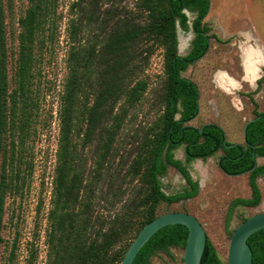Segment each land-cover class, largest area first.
Wrapping results in <instances>:
<instances>
[{"label": "rangeland", "instance_id": "rangeland-1", "mask_svg": "<svg viewBox=\"0 0 264 264\" xmlns=\"http://www.w3.org/2000/svg\"><path fill=\"white\" fill-rule=\"evenodd\" d=\"M29 6L28 0H2L4 61L12 99L9 102L10 133L1 156L10 188L1 232L0 264H46L48 260L47 233L58 165L62 97L69 76L68 55L73 46L70 35L74 26L79 29L82 44H95L98 55L93 68L97 79L106 66L117 61L124 88L133 87L140 80L148 85L140 103L131 107L126 97L121 96L115 106V114L122 107L128 113L99 185L97 210L100 213L106 215L110 211V216L114 217L133 203L132 223L143 218L147 208H140V201L149 191L142 180L145 165L137 176L132 175L133 166L141 151L144 153L145 143L161 131L165 111L168 82L165 46L153 38L142 39L121 48L113 59L102 58L107 34L126 25L130 29L148 23L142 0H48L47 15L34 50L32 76L26 91L28 101L25 105L23 100H17L14 106V98L19 97L16 71L22 31L20 21ZM186 14L191 21L195 17L189 11ZM205 22L210 28V48L203 58L181 74L199 88L201 110L192 124L200 127L209 122L219 124L220 121L227 131L228 141L243 143L244 125L255 117V104L257 111L264 113V55L258 62L261 74L254 84L246 78L244 68L245 57L252 48H261L264 54V0H211V10ZM191 32L181 29L178 35L177 50L181 56L191 50L194 38ZM219 71L226 72L237 82L231 92L217 83ZM81 97L85 99V95ZM95 97V94L90 96V106ZM74 127L79 128V134L73 132L72 141L80 159L90 169L97 157L101 128L96 130L91 143L84 146L87 123L84 120L78 122L76 118ZM222 154L219 151L206 161L192 162L189 168L193 179L199 183L198 195L173 204L161 201L154 216L171 212L195 216L205 228L219 260L227 264L234 230L247 218L264 212V176L258 179L262 193L260 204L257 207L236 206L227 227L226 217L231 203L238 198H250L251 189L248 173L229 176L218 167L217 160ZM175 157L184 160V146L175 150ZM258 163L264 164V158L258 159ZM160 182L167 195L188 188L185 179L172 167ZM115 195L117 199H113ZM111 200L115 201L114 207L110 206ZM133 237L134 232H129L112 252L124 251ZM184 250L185 247L172 246L157 251L149 264H184Z\"/></svg>", "mask_w": 264, "mask_h": 264}, {"label": "trees", "instance_id": "trees-1", "mask_svg": "<svg viewBox=\"0 0 264 264\" xmlns=\"http://www.w3.org/2000/svg\"><path fill=\"white\" fill-rule=\"evenodd\" d=\"M29 9L20 21L22 31L19 37V61L16 71L19 97L26 105L34 63V50L37 36L47 15L48 0H28ZM142 7L148 13V23L139 28L115 29L106 35L102 58H115L117 51L142 39L153 38L165 46L168 82L165 96V111L162 116V129L145 143L144 153L135 160L133 176H137L144 167L143 183L148 185V194L140 201V208H147L143 218L132 223L134 212L132 204L127 205L122 214L110 216L97 210L99 204V185L104 179L112 154L116 136L128 113L126 108L114 113L121 96L126 97L129 106L140 103L147 90V82L138 81L133 87L121 84L120 68L117 61L109 64L99 73H95L97 63L95 44H82L79 29L74 26L70 35L73 46L68 55L69 76L62 97L61 133L59 140L58 165L54 182L53 208L49 215L47 233L48 260L46 264H121L123 258L137 237L140 230L153 219L159 202L173 204L194 198L199 193V183L194 181L189 165L201 159L216 156L219 151L218 166L230 175L249 173L251 197L235 199L228 210V227L234 208L238 205L257 207L262 198L257 179L264 175V164L259 165L257 158H264V113L257 111L256 118L247 126V142L234 144L226 141L225 131L217 124L202 126L203 133L197 127L189 125L199 114V88L189 78L182 77L190 66L203 58L209 48L210 28L205 22L211 10V0H142ZM195 14L191 21L186 12ZM191 21V22H190ZM178 27L184 32L193 30L194 38L191 50L186 56L178 54ZM3 10L0 0V245L6 199L10 188L6 170L2 169L1 156L5 150V140L9 129V79L5 67L3 51ZM101 58V60H102ZM122 66L121 69H124ZM264 78V77H263ZM97 79V82H96ZM85 99H81V95ZM95 94V101L89 105L90 96ZM83 100V101H82ZM179 104V107H177ZM79 113L76 115V113ZM176 115L178 116L176 118ZM84 120L87 131L84 146H88L98 128H101V140L97 147V157L90 169L80 159L77 146L72 141L74 120ZM184 146L185 162L175 157V150ZM169 167L177 170L186 180L188 188L184 191L167 195L160 178L167 174ZM117 199V195L113 199ZM114 207L115 201H110ZM134 232L124 251L112 252L129 232ZM188 230L181 225L168 226L157 232L139 251L133 264H149L150 258L157 251L168 250L172 246L185 247ZM248 243L253 253V264H264V229L250 237ZM201 264H223L210 240H207Z\"/></svg>", "mask_w": 264, "mask_h": 264}, {"label": "water", "instance_id": "water-1", "mask_svg": "<svg viewBox=\"0 0 264 264\" xmlns=\"http://www.w3.org/2000/svg\"><path fill=\"white\" fill-rule=\"evenodd\" d=\"M180 34L181 29H178V35ZM191 34H193V32H191ZM256 118L260 117L251 119L244 126V143L247 142V126ZM199 133H203V127L199 129ZM233 145L234 144L228 147H233ZM247 173H250V171H246L242 174ZM173 225H181L188 230L183 258L184 264H201L208 237L200 221L195 216L185 212L165 213L146 224L133 240L121 264H133L139 251L157 232ZM263 229L264 212L249 217L242 222L231 236L227 264H253V253L248 240L252 235Z\"/></svg>", "mask_w": 264, "mask_h": 264}, {"label": "bare ground", "instance_id": "bare-ground-1", "mask_svg": "<svg viewBox=\"0 0 264 264\" xmlns=\"http://www.w3.org/2000/svg\"><path fill=\"white\" fill-rule=\"evenodd\" d=\"M262 58V52L259 48H252L248 55L245 57V64L247 70L252 78H256L258 75L257 62ZM216 80L220 86L226 88L236 85L229 75L224 71H219L216 75Z\"/></svg>", "mask_w": 264, "mask_h": 264}, {"label": "crops", "instance_id": "crops-1", "mask_svg": "<svg viewBox=\"0 0 264 264\" xmlns=\"http://www.w3.org/2000/svg\"><path fill=\"white\" fill-rule=\"evenodd\" d=\"M260 50H261V52H262V57H263V51H262V49L261 48H259ZM259 62V61H258ZM258 62H257V70H258V75H257V77L256 78H252V76L249 74V71L247 70V66H246V64H245V74H246V78L252 83V84H254V82L256 81V80H258V78L260 77V74H261V71H260V66L258 65ZM230 77V76H229ZM233 81H234V83L236 84V85H234V86H230V87H228V88H226V87H222L225 91H227V92H231V90L232 89H234V88H236L237 87V82L232 78V77H230ZM217 81V80H216ZM218 83V82H217ZM199 101H200V97H199ZM200 110H201V108H200V104H199V114H200ZM199 114H198V116H199ZM198 116L195 118L196 120H197V118H198ZM255 118V117H254ZM192 120L190 123H189V125H191V126H194V127H197V128H201L202 126H204V125H207V124H217V125H219L224 131H225V126L219 121V124L218 123H213V122H209V123H205V124H203V125H201L200 127H198V126H196V125H194V124H192V122L194 121V122H196V120ZM251 120V119H250ZM250 120H248V121H250ZM247 121V122H248ZM246 122V123H247ZM245 123V124H246ZM245 126V125H244ZM227 133V131H225V135H226V139H227V136H228V134H226ZM244 135V134H243ZM227 141H228V139H227ZM228 142H230V143H233V144H244V141H243V143H237V142H231V141H228ZM260 158H263V157H259L258 159H260ZM178 159V158H177ZM258 159H257V161H258ZM179 160H181V159H179ZM197 160H201V159H197ZM197 160H195V161H197ZM181 161H183V162H185V154H184V160H181ZM203 161V160H202ZM194 162V161H193ZM259 164V163H258ZM260 165V164H259ZM190 169V168H189ZM190 174H191V171H190ZM182 176V175H181ZM192 176V175H191ZM183 177V176H182ZM184 178V177H183ZM193 178V177H192ZM194 180V179H193ZM186 181V180H185ZM195 181V180H194ZM188 185V184H187ZM186 189V188H185ZM184 191V190H183ZM180 193V192H179ZM177 194V193H176ZM174 195V194H173ZM245 199V198H244ZM246 199H248V198H246Z\"/></svg>", "mask_w": 264, "mask_h": 264}, {"label": "flooded vegetation", "instance_id": "flooded-vegetation-1", "mask_svg": "<svg viewBox=\"0 0 264 264\" xmlns=\"http://www.w3.org/2000/svg\"><path fill=\"white\" fill-rule=\"evenodd\" d=\"M190 31H192L193 32V30H190ZM193 35H194V33H193ZM221 156V155H220ZM219 156V157H220ZM219 157H218V160H217V165H218V162H219ZM258 159V158H257ZM257 163H258V161H257ZM219 167V166H218ZM221 169V168H220ZM222 170V169H221ZM223 171V170H222ZM224 172V171H223ZM225 174H227L226 172H224ZM249 174V173H248ZM229 176H239V175H242V173L241 174H239V175H230V174H228ZM264 176V175H263ZM263 176H261V177H263ZM261 177H259V178H261ZM258 178V179H259ZM258 179H257V181H258ZM259 185V184H258ZM251 189V188H250Z\"/></svg>", "mask_w": 264, "mask_h": 264}]
</instances>
